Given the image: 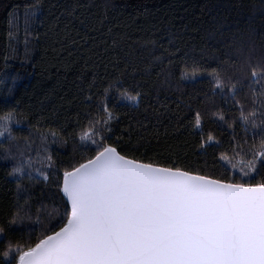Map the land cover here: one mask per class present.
I'll return each mask as SVG.
<instances>
[{"label": "trees", "instance_id": "obj_1", "mask_svg": "<svg viewBox=\"0 0 264 264\" xmlns=\"http://www.w3.org/2000/svg\"><path fill=\"white\" fill-rule=\"evenodd\" d=\"M105 109L115 117L107 127ZM6 120L0 264L66 218L63 174L96 154L81 139L87 133L155 166L238 183L250 162L264 172L255 162L264 142V0H0Z\"/></svg>", "mask_w": 264, "mask_h": 264}, {"label": "snow or ice", "instance_id": "obj_2", "mask_svg": "<svg viewBox=\"0 0 264 264\" xmlns=\"http://www.w3.org/2000/svg\"><path fill=\"white\" fill-rule=\"evenodd\" d=\"M251 75L259 83L256 68ZM105 111L107 127L115 117ZM199 120L197 114V127ZM6 132L11 140L7 123L0 138ZM81 139H90L96 154L63 174L66 218L18 250L13 264H264V181L251 175L264 172L253 162L238 183L129 159L90 133ZM255 162L264 167V142Z\"/></svg>", "mask_w": 264, "mask_h": 264}, {"label": "rangeland", "instance_id": "obj_3", "mask_svg": "<svg viewBox=\"0 0 264 264\" xmlns=\"http://www.w3.org/2000/svg\"><path fill=\"white\" fill-rule=\"evenodd\" d=\"M6 123L8 124L9 121L6 120V121H2V122H0V129H1V130H3L4 125H5ZM6 137H8V133H7V132L5 133V137H4V138H0V140H4Z\"/></svg>", "mask_w": 264, "mask_h": 264}]
</instances>
